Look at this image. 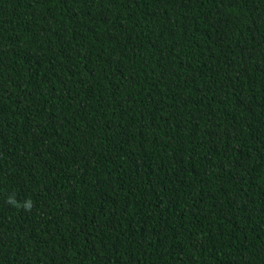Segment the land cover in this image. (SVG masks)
<instances>
[{"label":"trees","instance_id":"obj_1","mask_svg":"<svg viewBox=\"0 0 264 264\" xmlns=\"http://www.w3.org/2000/svg\"><path fill=\"white\" fill-rule=\"evenodd\" d=\"M0 264H264V0H0Z\"/></svg>","mask_w":264,"mask_h":264},{"label":"clouds","instance_id":"obj_2","mask_svg":"<svg viewBox=\"0 0 264 264\" xmlns=\"http://www.w3.org/2000/svg\"><path fill=\"white\" fill-rule=\"evenodd\" d=\"M7 204L11 205L12 207L14 208H17V209H20L22 208L24 211L26 212H31L32 208H33V201L32 199L29 197V198H26L22 203L17 201L15 199V196L14 194L11 195V196H8L6 198V201H5Z\"/></svg>","mask_w":264,"mask_h":264}]
</instances>
